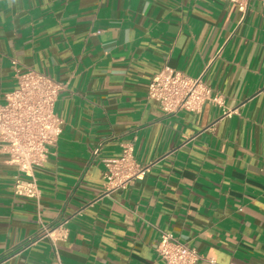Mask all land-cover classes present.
Here are the masks:
<instances>
[{
    "label": "crops",
    "instance_id": "crops-1",
    "mask_svg": "<svg viewBox=\"0 0 264 264\" xmlns=\"http://www.w3.org/2000/svg\"><path fill=\"white\" fill-rule=\"evenodd\" d=\"M13 59L64 85L63 124L39 206L0 162V264H164L162 232L199 264H264V0L244 19L222 0H0V102ZM164 69L203 74L219 104L166 116L148 99ZM127 144L150 172L107 193ZM40 222L67 239L23 246Z\"/></svg>",
    "mask_w": 264,
    "mask_h": 264
},
{
    "label": "built area",
    "instance_id": "built-area-1",
    "mask_svg": "<svg viewBox=\"0 0 264 264\" xmlns=\"http://www.w3.org/2000/svg\"><path fill=\"white\" fill-rule=\"evenodd\" d=\"M234 5L244 19L254 0H222ZM16 88L0 102V162L14 167L13 192L16 197L35 201L39 206L42 191L36 170L45 167L62 134V120L56 114V104L65 88L52 77L12 60ZM148 99L156 102L166 116L182 112L199 113L207 103L219 104L204 75L193 78L181 71L164 69L156 74L148 88ZM101 152L99 146L94 158ZM105 189L107 193L127 190L134 182L142 181L150 172V165H142L134 156L133 144L123 146L117 159L106 163ZM23 246L50 239L54 244L67 239L63 223L43 224ZM61 231L57 235V232ZM157 253L164 264H199L203 257L174 235L162 232ZM214 264V262H211Z\"/></svg>",
    "mask_w": 264,
    "mask_h": 264
}]
</instances>
